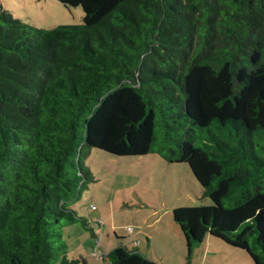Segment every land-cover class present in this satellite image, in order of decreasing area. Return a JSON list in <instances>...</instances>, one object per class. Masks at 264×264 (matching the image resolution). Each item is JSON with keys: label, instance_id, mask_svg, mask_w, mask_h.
Returning a JSON list of instances; mask_svg holds the SVG:
<instances>
[{"label": "trees", "instance_id": "trees-1", "mask_svg": "<svg viewBox=\"0 0 264 264\" xmlns=\"http://www.w3.org/2000/svg\"><path fill=\"white\" fill-rule=\"evenodd\" d=\"M55 1L82 24L0 7V264H85L63 229L92 232L71 208L91 149L188 165L212 205L172 211L186 264L207 236L264 264V0Z\"/></svg>", "mask_w": 264, "mask_h": 264}, {"label": "rangeland", "instance_id": "rangeland-1", "mask_svg": "<svg viewBox=\"0 0 264 264\" xmlns=\"http://www.w3.org/2000/svg\"><path fill=\"white\" fill-rule=\"evenodd\" d=\"M0 7L14 18L41 29L82 24L80 8H64L55 0H0ZM84 163L94 182L71 208L92 232L81 223L63 229L68 258H82L85 264H108L102 258L118 245L117 238L124 239L129 248L139 241L140 249L146 253L145 235L149 234L162 260L158 264H184L185 241L173 222L172 211L212 205L208 198L201 197V188L188 165L169 164L153 153L119 157L97 149L90 150ZM165 235L170 237L163 238ZM203 246L193 250L190 264H249V256L234 248L241 254L228 251L219 256L213 248L215 251L211 249L210 254L217 255H210L203 262ZM166 248L170 255H161Z\"/></svg>", "mask_w": 264, "mask_h": 264}, {"label": "crops", "instance_id": "crops-1", "mask_svg": "<svg viewBox=\"0 0 264 264\" xmlns=\"http://www.w3.org/2000/svg\"><path fill=\"white\" fill-rule=\"evenodd\" d=\"M201 194H202V192H201ZM176 232V231H175ZM181 234L182 233H180L179 232V235L181 236ZM183 236V235H182ZM165 237H170V236H167V235H165V236H163V238H165ZM162 238V239H163ZM118 240H119V242H118V244L119 243H122V244H124V245H126V241L124 240V239H121V238H117ZM170 239V238H169ZM184 239V238H183ZM145 240H146V243H147V250H146V253H144V252H142V250L140 249V246H141V243L138 241L137 243H138V245H137V249H138V251L141 253V254H143L147 259H149V260H152V261H154V262H156L157 264H158V262L159 261H162L161 260V258L157 255V249H156V242L154 241V239L152 238V236L151 235H149V234H146L145 235ZM185 241V240H184ZM215 242H219L220 244H221V241H218V240H216V239H214V238H211V237H209V236H207L206 238H205V240L199 245V246H203V244H204V249H205V251H203V253H202V259H203V262L211 255H217V254H210V250L211 249H213V248H215L216 250H217V252H218V255L220 256V255H222V254H224V255H226V252H228V251H231V252H238L239 254H241L240 252L241 251H234V250H232V248L230 249L229 248V246H227L226 244H224L223 242V247H222V245H221V247H216V246H214V245H211L212 243H215ZM227 247H226V246ZM199 246H197V247H199ZM185 247H186V245H185ZM129 248V247H128ZM187 251V250H186ZM213 251H215L214 249H213ZM237 253V254H238ZM164 254H167V255H170L169 254V252H168V250H167V248H166V250H165V252L164 253H162L161 252V255H164ZM106 255V254H105ZM104 255V256H105ZM186 256H184V264H186V258H185ZM158 259V260H157ZM102 260H103V258H102ZM248 260V259H247ZM251 261V260H250ZM249 261V264H253L252 262H250ZM160 263V262H159Z\"/></svg>", "mask_w": 264, "mask_h": 264}, {"label": "built area", "instance_id": "built-area-1", "mask_svg": "<svg viewBox=\"0 0 264 264\" xmlns=\"http://www.w3.org/2000/svg\"><path fill=\"white\" fill-rule=\"evenodd\" d=\"M90 209H91V210H95V207H94V206H90ZM137 245H138V243L133 242V246H134V247H136Z\"/></svg>", "mask_w": 264, "mask_h": 264}]
</instances>
